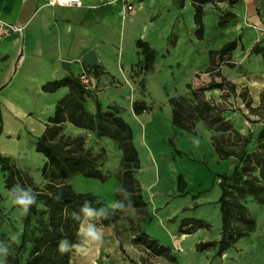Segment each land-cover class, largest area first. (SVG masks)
<instances>
[{"label":"rangeland","instance_id":"374dc122","mask_svg":"<svg viewBox=\"0 0 264 264\" xmlns=\"http://www.w3.org/2000/svg\"><path fill=\"white\" fill-rule=\"evenodd\" d=\"M229 9L228 3L220 0L209 2L204 6L201 14L203 39H199L196 35L198 25L194 18L190 21L188 16H185L180 39L169 38L165 45H159L160 55L157 63L154 62L153 70L144 72L138 62H134L126 79L112 81L115 88L122 91L120 98L112 100L109 97L110 102H102L104 107L122 115L133 128L134 143L140 158V168L136 176L141 183L151 215L148 221L139 218L141 229L169 245L175 257V261L168 257H156L151 251L145 250L142 244L137 242V234L132 232L128 224L119 231V237L123 240L129 256L138 259L139 254H143V257L140 256L141 264H264V191L246 199L248 214L256 221L254 231L240 238L220 255L216 253L215 248L204 251L196 249L195 243L199 240H219L221 237V215L218 203L220 188L214 173H230L233 167L231 159H218L210 139L211 130L201 121L197 123L195 133L167 127V133L162 138L165 151L156 155L149 151V143L138 126L139 121L149 122L147 120L155 116L168 117L171 121V105L168 98L179 95L190 97L191 88L187 86L188 83L195 88L210 81L209 75L205 72L207 64L204 63L205 50L217 49L233 38L241 39L239 25L233 17H229V21L225 24L220 23V19L226 11H230ZM245 53L243 50L240 55L231 56V59L236 61L229 63L233 66L225 63L222 67L227 77L240 79L234 82L237 93H241L246 87L252 105L257 106L260 103V94L264 91V70L257 72L255 64H251L250 57L244 58ZM240 60L241 64H239ZM189 61L195 63L191 68L187 66ZM216 79L220 80V76H216ZM92 90L90 89V95L87 97V106L88 103H95L96 100ZM205 95L215 97L226 105L225 115L232 119L241 132L252 136L249 148L254 149L258 132L264 126L263 118L249 112L241 95L231 94L225 100L222 91L218 89L207 90ZM136 100L142 101L148 107L147 110L136 114L133 110V103ZM38 109L42 110L44 107L38 108L26 103L15 105L0 103V140L8 126L6 114L10 113L13 115L11 120H16L13 124L16 138L32 150L35 164H30L26 157L14 159L3 153L1 149L0 152L28 172L36 184L41 185L44 157L36 152L34 145L36 134L26 121L29 116L34 118L42 116L41 110ZM65 131L83 134L86 146L94 153L102 155L101 167L109 175L105 182L82 175H75L69 179V182L78 191H92L98 194L104 199L107 207L111 208L115 202V192L122 170V150L118 142L108 137H98L92 131L79 129L70 124L66 125ZM6 174L7 172L3 171L0 165V247L6 245L9 249L19 241V236L18 241L13 240L12 237L17 233L20 234L23 215L19 207L14 206L10 201L9 191L5 188ZM179 174L186 181V188L183 191L177 188ZM124 215L135 221L138 220L134 208L125 209ZM191 216L209 221L210 229L195 235L179 233L177 229L180 220ZM89 225L95 226L103 233L104 242L79 245L73 256L74 264H133L122 253L117 239L118 232L116 233L114 227L104 226L95 216L85 219L83 232ZM86 239L85 237L84 240ZM4 258L0 257V264H4Z\"/></svg>","mask_w":264,"mask_h":264},{"label":"trees","instance_id":"16d2710c","mask_svg":"<svg viewBox=\"0 0 264 264\" xmlns=\"http://www.w3.org/2000/svg\"><path fill=\"white\" fill-rule=\"evenodd\" d=\"M194 1L196 2L194 18L198 25L196 35L202 39L201 4L217 0ZM220 1L234 4L238 0ZM229 17L234 18L235 13L226 11L220 23L225 24ZM136 45L138 54L142 56V59L137 61L140 69L151 72L157 56L156 49L142 39H138ZM237 46L238 41L233 39L226 41L218 49H210L209 65L205 70L211 76L210 81L195 88L188 83L187 86L191 88L190 97L179 95L168 98L171 105V123L175 130L195 133L197 123L203 122L211 130L210 139L218 159L233 161L230 173H214L220 188L218 203L221 237L219 240L196 243L198 251L215 248L219 255L256 229L255 219L248 214L246 199L264 191V126L258 132L255 148L250 149L252 136L241 132L232 119L225 115L227 107L222 101L205 95V92L211 89L222 91L225 100L231 94L241 95L249 112L259 115L264 120V91L260 94V103L253 106L247 88L237 93L236 84L224 77L221 72L222 64L228 63L233 66L229 63H232V52ZM250 53L261 54L264 61V44L261 41L256 42ZM93 69V75H98L96 66ZM90 74V71L85 70L82 76L88 77ZM82 76L66 75L42 85V90L47 92H54L62 86L68 87V92L57 101L53 114L47 117L42 134L36 136L35 150L44 157L41 185L36 184L28 172L0 152L1 169L7 172L5 188L10 191L19 184L21 191H27L30 187L36 193V203L31 206L27 215H23L19 241L9 248L4 264H74L73 256L77 247L71 245L83 244L85 236L82 226L89 217L82 211L85 201L89 202L87 206L93 213L91 216H95L104 226L114 227L116 233L118 232L120 249L126 256L128 254L123 240L119 237V231L129 224L132 232L137 234V242L146 250L155 255H167L174 260L169 245L162 244L141 229L139 218L148 221L151 215L141 183L136 176L140 168V158L134 143L133 128L122 115L104 107L97 98L95 111L89 110L87 97L90 95V89L82 82ZM216 76H220V80H217ZM147 108L142 101L136 100L133 103L136 114L143 113ZM68 123L76 128L92 131L98 137H108L118 142L122 150V170L115 192V202L117 205L125 206L124 209L108 208L98 194L92 191H78L69 182L75 175L105 182L109 175L101 167L102 155L94 153L86 146L85 136L65 131ZM177 188L179 191L186 188V181L181 174L178 176ZM129 204L131 206L127 207ZM128 208L136 210L137 221L124 215V210ZM73 212L79 217L78 220L73 219ZM210 227L209 221L191 216L180 220L177 231L192 234L201 228L209 230ZM64 239H67L70 247L67 252L59 250L60 242ZM129 259L133 264H139L131 257Z\"/></svg>","mask_w":264,"mask_h":264},{"label":"crops","instance_id":"0c3cea01","mask_svg":"<svg viewBox=\"0 0 264 264\" xmlns=\"http://www.w3.org/2000/svg\"><path fill=\"white\" fill-rule=\"evenodd\" d=\"M184 1L186 5L182 7ZM81 2L80 5H52L49 0H0V17L25 25L22 35L0 40V103H26L38 108L44 107L42 110L38 109L41 110L42 116L26 118L29 128L36 136L41 135L45 129V117L53 114L57 101L68 92L66 86L54 92L44 91V83L66 75L82 76L87 70L91 72L88 78L93 83L91 89L95 98L101 102H110L109 97L118 100L122 91L115 88L112 81L126 79L133 63L142 59L138 54L136 41H148L156 49L157 63L160 55L159 45H165L169 38L180 39L184 17L188 16L192 21L196 11L194 0ZM208 3L201 4L202 11ZM228 6L229 10L235 13L234 19L241 33V39L233 38L238 41V46L232 56L240 55L244 50V58L249 56L257 72L263 71L262 55L250 53V50L258 41L264 44V0H238L234 4L228 3ZM89 50L96 53L98 61L94 65L82 60V56ZM209 50L206 49L204 53V63H207L205 69L209 65ZM241 60L239 64L242 63ZM65 61L69 63L68 67L64 66ZM189 62L188 67L195 65L193 61ZM95 66L99 74L94 76L92 71ZM221 68L223 76L227 79L233 82L240 80L238 77L230 79L222 66ZM207 74L211 79L210 74ZM88 104L89 110L94 112L95 103ZM169 121L168 118V127L172 129V123ZM202 231L208 229L201 228L188 235ZM143 248L146 250L144 246ZM171 255L174 256L172 248ZM140 256L143 257V254L140 253L138 259L129 255L126 257H131L141 264ZM155 256L170 259L167 255Z\"/></svg>","mask_w":264,"mask_h":264},{"label":"bare ground","instance_id":"6f19581e","mask_svg":"<svg viewBox=\"0 0 264 264\" xmlns=\"http://www.w3.org/2000/svg\"><path fill=\"white\" fill-rule=\"evenodd\" d=\"M185 5L186 2H182L181 6L184 7ZM6 116L8 118V126L1 137L0 149L3 153L14 159H19L22 156L26 157L30 164H35L32 150L16 138V131L13 128L14 121L16 120H11L13 115L9 113L6 114ZM139 119H141V117H139ZM138 126L149 143V151L156 155L163 153L165 147L162 144V138L163 135L167 133L168 118L164 116H155L150 122L139 121Z\"/></svg>","mask_w":264,"mask_h":264},{"label":"clouds","instance_id":"9594fccd","mask_svg":"<svg viewBox=\"0 0 264 264\" xmlns=\"http://www.w3.org/2000/svg\"><path fill=\"white\" fill-rule=\"evenodd\" d=\"M11 203L14 206L19 207L22 215H27L30 212L31 206L36 203V193L33 192V190L29 187L27 191H21L20 185L16 184L8 193ZM88 201H85V207L82 209L84 214L91 216L93 215L90 208H88ZM131 206L129 204L127 207ZM125 206L123 205H117L116 202H114L111 205V209H124ZM72 217L74 220H78L79 217L76 215L75 212H73ZM81 231V230H80ZM19 233L14 235L12 237L13 240L18 241ZM84 236L87 238L83 241V243H93V244H103V233L96 228L95 226L89 225L87 229L84 230ZM71 247H78L77 245H71ZM59 250L61 252H67L70 250V247L68 245L67 239H64L60 242ZM9 253V249L6 245L3 247H0V257H6Z\"/></svg>","mask_w":264,"mask_h":264},{"label":"built area","instance_id":"2783aa9c","mask_svg":"<svg viewBox=\"0 0 264 264\" xmlns=\"http://www.w3.org/2000/svg\"><path fill=\"white\" fill-rule=\"evenodd\" d=\"M49 3L52 5H80L82 2L81 0H49ZM129 9H131V6H129ZM24 30V24L9 22L0 17V40L13 35H22ZM82 82L89 89L93 87V83L85 75L82 76Z\"/></svg>","mask_w":264,"mask_h":264},{"label":"water","instance_id":"95a60500","mask_svg":"<svg viewBox=\"0 0 264 264\" xmlns=\"http://www.w3.org/2000/svg\"><path fill=\"white\" fill-rule=\"evenodd\" d=\"M82 60L86 61L89 65H94L97 63V57H96V53L94 52V50H89L88 52H86L83 56H82ZM64 66L68 67L69 63L67 61H65Z\"/></svg>","mask_w":264,"mask_h":264}]
</instances>
